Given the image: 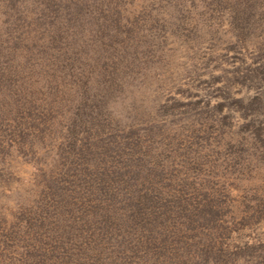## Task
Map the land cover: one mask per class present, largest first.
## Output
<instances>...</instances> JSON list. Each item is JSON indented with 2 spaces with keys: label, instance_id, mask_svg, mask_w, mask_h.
<instances>
[{
  "label": "rangeland",
  "instance_id": "obj_1",
  "mask_svg": "<svg viewBox=\"0 0 264 264\" xmlns=\"http://www.w3.org/2000/svg\"><path fill=\"white\" fill-rule=\"evenodd\" d=\"M0 264H264V0H0Z\"/></svg>",
  "mask_w": 264,
  "mask_h": 264
}]
</instances>
